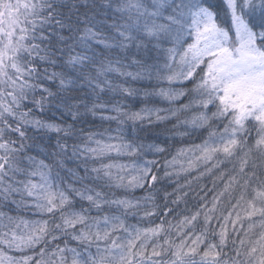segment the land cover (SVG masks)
Returning a JSON list of instances; mask_svg holds the SVG:
<instances>
[{"label": "snow or ice", "instance_id": "obj_1", "mask_svg": "<svg viewBox=\"0 0 264 264\" xmlns=\"http://www.w3.org/2000/svg\"><path fill=\"white\" fill-rule=\"evenodd\" d=\"M140 97L169 107L125 103ZM52 107L60 123L38 118ZM98 113L118 124L116 136L77 128ZM153 117L202 142L165 160L162 176L155 159L105 163L113 153L164 154L119 127ZM48 132L57 134L55 150L31 155L40 147L34 134ZM65 158L79 161L67 180L54 171ZM205 175L212 188H194ZM164 178L177 190L161 206ZM117 189L146 195L121 198ZM189 192L195 211L169 207V197L178 206ZM76 198L87 207L76 210ZM173 213L175 223L166 219ZM130 215L150 226L128 224ZM0 264H264V0H0Z\"/></svg>", "mask_w": 264, "mask_h": 264}, {"label": "trees", "instance_id": "obj_2", "mask_svg": "<svg viewBox=\"0 0 264 264\" xmlns=\"http://www.w3.org/2000/svg\"><path fill=\"white\" fill-rule=\"evenodd\" d=\"M63 2L78 3V4L83 5V4H90L93 2V0H63ZM96 2L97 3H103V2H105V0H96ZM216 2L218 3L219 0H217ZM83 10L84 9H81V11H83ZM105 34H107V33H105ZM96 51H97V53H100L101 51H103L102 46L97 47ZM106 55H110L111 58H113V59L116 58V53H111V54L106 53ZM129 70H131V69H129ZM49 71H51V69ZM110 79H112L113 82L117 83V84L123 82V78H116L115 74H113L110 77ZM138 83H142V82H138ZM45 86L50 87L53 91H56V86L51 81L47 82ZM109 95H111V94H109ZM105 99H108V97L106 96ZM116 99H119V97H116ZM159 99H160L159 97H155L154 103L152 105H154L156 102H158ZM186 102H187V99H186ZM172 106L175 107V105H172ZM129 108L132 110V105H130ZM105 114H107V113H105ZM37 116H38V118H41L43 120H46L49 122H56V123H60L61 119H62L60 111H58L54 107L49 108L43 114H41L37 111ZM63 119H66L67 122H69V123L71 122L70 117H64ZM164 123L165 122H155L154 117H153V123L152 124H148L147 121H145L143 124H140V122H137L136 126H135L136 131L133 130V124L131 121H129L126 124L121 125L119 127L123 130V134H124V137L126 140L135 139V140H137V142L143 143L145 145V147L148 145H153V144L160 145V146L167 149V151H166L167 153H172L173 155H176L177 150H174L173 147L174 146H180V141H177V140L180 139L181 136H179V135L174 136L173 132L169 131L170 129H172L171 123H169L168 125H165V126H167L166 128L160 129L161 126L164 125ZM77 128L78 129L84 128L86 131L90 130L92 132H103V133H105V139H107L108 135L116 136L118 134L117 133L118 124L116 122L109 123L107 121H101L99 113L96 116H92L91 114H89L86 117V123L77 124ZM106 130H110V131H106ZM34 135L36 136V143L39 144L40 147L39 148H33L31 153H30L31 155L36 156L37 153L41 152V149H43L49 153H51L55 150L53 146L56 144V141H57V134L56 133L48 132V133H40V134H34ZM145 139L148 142H146ZM188 139H189V144H185L186 148L189 147L190 145L201 143V142H199V140H201L199 133L192 135L191 137H188ZM111 142L115 143L116 141H111ZM68 143L72 144L73 141L69 140ZM166 152L164 154H153V156H151V160L155 156H157L159 159H161L165 154H167ZM112 157H113L112 160H105V163L130 165L134 162V160L132 158H129V157L121 158L120 156H117L115 153L112 154ZM38 159H44L43 154L38 156ZM45 162L48 163L50 161L46 160ZM78 163H79V161H77L75 159L65 158L64 167L62 169H55L54 171L59 172L60 176L62 178H65V180H67L69 178V173L66 170L67 169L75 170ZM136 163L142 164V163H138V162H136ZM113 171H116V170L114 169ZM205 176H207V177L203 180L204 182H206L207 180H210L212 178V176H210V175H205ZM201 187H203V185H201ZM160 192H162V193H161V195H159V194L157 195L156 202L158 204H160L161 206H163L164 201L162 198L164 196V193H163V191H160ZM116 193H117L118 197L124 198L126 196L129 199H132V198L139 199V198L146 195V192L144 190H141V189H137L135 191L130 190L127 193H125L121 189H117ZM208 195H210V193ZM171 199H172V197L169 198V201ZM192 199H193V194H192V192H189L188 197L182 199L180 202H184L185 205L193 204V202L190 201ZM185 200L187 201V203H185ZM81 205H83L84 207H87V202L79 201V199L76 198V210H79ZM175 205L176 204H174V205L171 204V207H176ZM2 210H5V208H3ZM6 213L10 214L7 211H6ZM28 213H29V216H34V218H38V215L33 214L30 211ZM92 214L95 215L96 214L95 211H93ZM45 218H47V217H45ZM177 218L178 217H175V218H173V220L171 219L170 221L175 223ZM151 219L156 224L160 223V218H158V217H153ZM135 222H137L141 226H150V225L146 224V223H148L147 220H142L139 216L133 217L130 215L129 221H127V223L128 224H134ZM72 246H75L74 242H73ZM92 251H95V248H93Z\"/></svg>", "mask_w": 264, "mask_h": 264}, {"label": "rangeland", "instance_id": "obj_3", "mask_svg": "<svg viewBox=\"0 0 264 264\" xmlns=\"http://www.w3.org/2000/svg\"><path fill=\"white\" fill-rule=\"evenodd\" d=\"M153 83H155V82H153ZM129 86L135 87V88H144V87L147 86V82L145 81V82H142V83H138V82L131 83ZM160 86L167 87L168 85L167 84H162ZM189 87H191V85H189ZM154 99H155V97H152L150 100L144 101L143 98L140 97V98H136L135 101H133V100L126 101V103L129 106L132 105V111H138V110H140L143 107H149V108H152V107L167 108V107H169L168 102L163 101L161 98L159 99L158 102H156L154 105H152L154 103ZM180 103H186V98H182L181 101H180ZM175 106H177V105H175ZM188 115L190 117L191 116V113H189ZM168 124L169 123L165 122L164 125L161 126L160 129L166 128L167 126H165V125H168ZM134 131H136V129ZM204 135H206V133ZM145 141L148 142L146 139H145ZM177 141H180V146H174L173 147L174 150H177V152L181 148H186L185 144H189V139H188L187 136L181 137ZM199 142H202V141L199 140ZM145 148L147 149V146ZM151 156H153V153L152 152H148L146 155H143L140 158H132V159L135 160V162L143 163L145 160H151ZM172 156H174L172 153H167L161 159H159L157 156L153 157V159H155V160L158 161L157 167L160 169L159 175H161V176L163 175V164H164V161L165 160H171ZM120 157L121 158H125L127 156H120ZM194 176H196V173H193L192 174V177H189V179H192ZM206 177L207 176L200 177L198 181H194L193 187L194 188H197V190H199V188L197 187V185H199V186L203 185V187L205 189H211L212 188V183H213L214 177H212L210 180H207L206 182H204L203 180ZM178 183L179 184H184L185 183L183 177H181L179 179ZM217 183L219 184V181H217ZM156 188L159 190V195H161V193H162L160 191H163V193H165V192H167V193H173L174 191L177 190V181L175 180V178H173V179L164 178V179H162L160 181V183H158L156 185ZM177 194H179V193H177ZM211 195H212V193H210V195H208V199H211ZM172 199H174V197H172ZM171 200L169 201V204H170L169 207L175 209V212L176 213H181V214H190L187 210L195 211V207H196V205L198 203L197 200L192 199L190 201H192L193 204L185 205L184 202H180L178 206L175 205L176 207H171V204H172L171 203ZM175 217H176L175 216V213H173L172 215L167 216L166 219H168V220H171L172 219L173 220V218H175ZM22 219L29 221L28 220L29 219L28 217H24ZM31 219H32V221H34V220H38L39 218H31ZM127 221H129V217L127 218ZM146 224L149 225V223H146ZM130 225H138V226H141L137 222H135L134 224H130ZM141 227H144V226H141ZM212 227L217 228V231L219 230L218 229V226H217V224H216L215 221L213 222Z\"/></svg>", "mask_w": 264, "mask_h": 264}]
</instances>
